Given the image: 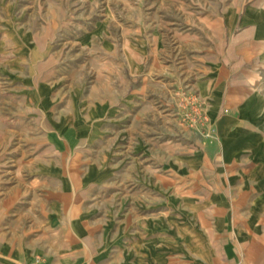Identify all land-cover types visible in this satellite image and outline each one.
I'll use <instances>...</instances> for the list:
<instances>
[{"label": "crops", "instance_id": "0c3cea01", "mask_svg": "<svg viewBox=\"0 0 264 264\" xmlns=\"http://www.w3.org/2000/svg\"><path fill=\"white\" fill-rule=\"evenodd\" d=\"M41 8L7 21L0 264H264V0L207 18L205 132L135 147L116 133L115 70L94 95L63 84Z\"/></svg>", "mask_w": 264, "mask_h": 264}, {"label": "rangeland", "instance_id": "374dc122", "mask_svg": "<svg viewBox=\"0 0 264 264\" xmlns=\"http://www.w3.org/2000/svg\"><path fill=\"white\" fill-rule=\"evenodd\" d=\"M234 1L0 0V86L8 84L1 73L4 60L17 47L7 21L28 20L33 4L36 10L42 4L35 18L39 24L53 21L50 47L63 84L76 85L88 96L93 86L112 85L115 70L117 134L130 135L133 147L141 134L167 140L182 138L186 130L202 134L209 115L194 89L202 63L197 59L206 51L208 16L214 23ZM125 86L130 89L124 94Z\"/></svg>", "mask_w": 264, "mask_h": 264}, {"label": "built area", "instance_id": "2783aa9c", "mask_svg": "<svg viewBox=\"0 0 264 264\" xmlns=\"http://www.w3.org/2000/svg\"><path fill=\"white\" fill-rule=\"evenodd\" d=\"M202 118H203V120L204 121H207L208 120V116H207V114L205 113V112H203V114H202ZM210 132H208L207 134H209ZM38 261H39V259H38ZM38 261H37V263H38ZM36 263V264H37Z\"/></svg>", "mask_w": 264, "mask_h": 264}]
</instances>
